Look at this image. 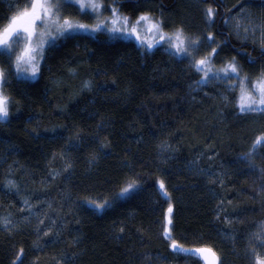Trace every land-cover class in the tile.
<instances>
[{"label": "trees", "instance_id": "obj_1", "mask_svg": "<svg viewBox=\"0 0 264 264\" xmlns=\"http://www.w3.org/2000/svg\"><path fill=\"white\" fill-rule=\"evenodd\" d=\"M27 3L0 0V24L13 5ZM239 3L141 0L140 11L203 37V9L211 6L218 10L217 23L207 31L222 40L220 32H231L223 21ZM118 6L131 15L136 5ZM249 7L255 20H264L257 3ZM230 39L259 57L258 43ZM221 55L237 54L226 49ZM46 57L38 81L17 82L10 75L6 86L18 104L10 108L9 121L0 123V264H13L20 249L23 264H202L175 254L162 236L167 204L160 180L175 206L180 243L214 246L224 264H252L246 237L264 220V178L237 158L264 129V117L237 116L232 106L221 105L219 85L194 90L199 77L187 60L180 62L163 48L147 51L134 39L83 35L61 41ZM238 59L245 71H254ZM0 65L11 71L3 56ZM88 81L91 88L84 86ZM51 128L56 133L45 131ZM76 133L80 148L71 150L67 138ZM101 142L109 147L101 151ZM164 142L175 151L162 153ZM94 154L98 159L90 163ZM66 161L71 168L64 171ZM256 161L264 164L259 156ZM53 172L59 175L53 178ZM10 179L18 190L5 186ZM126 179L142 183L134 199L100 212L82 205L84 198L110 197ZM221 202L233 213L227 217L231 224L225 212L217 219Z\"/></svg>", "mask_w": 264, "mask_h": 264}, {"label": "snow or ice", "instance_id": "obj_2", "mask_svg": "<svg viewBox=\"0 0 264 264\" xmlns=\"http://www.w3.org/2000/svg\"><path fill=\"white\" fill-rule=\"evenodd\" d=\"M126 3L136 5L131 15L124 14L121 8L116 6H125ZM253 3H257L259 8L264 10V0H241V3L234 6V13L232 9L229 10L228 18L223 23L231 32H220L221 36L226 37L222 40L207 31L217 23L218 10L211 6L203 9L206 29L201 37L189 34L183 24L169 26L162 17H156L151 12H141V0H112L110 4H105L103 0H28L24 6L13 5L14 10L3 17L5 22L0 24V56L5 57L6 63L11 66V71H8L0 65V123L9 121L10 108L18 104V101L6 92L10 75H15L17 82L38 81L42 76V65L46 62L48 51L58 46L61 41L96 34H106L109 39H134L139 47L147 51L163 48L169 56L178 61H188V68L199 77L194 82V90L200 91L212 85H219L222 90L216 95L222 106H232L239 117H264V20L256 23L253 19V12L249 7ZM68 4L77 7V11L82 15L93 18L95 23H81L64 15L63 9ZM105 11H110L111 16H104ZM168 27L170 30L166 31ZM141 29L144 35H141ZM232 35H235L238 41L242 40L245 43L250 41L253 45L258 43L259 57L247 52L243 44L239 48L235 47L230 39ZM226 49L236 52L237 55L222 56ZM238 57L244 58L254 71H245L244 64ZM217 60L221 61L219 66L216 64ZM84 86L91 88L92 82H85ZM213 90L215 91V88ZM207 95L208 93H205V96ZM98 127L103 128V123ZM45 131L56 133L57 128ZM67 139L71 150H79L81 142L79 133L74 134V139L72 137ZM95 139L99 141L98 136ZM108 147L109 144L100 143L101 151ZM159 147L162 153L175 151L167 142ZM262 149L264 129L254 136L249 150L241 153L237 159L250 171L258 172L264 178V164H258L256 161L258 156L264 160ZM66 155L61 154L62 158ZM97 159V155H92L90 163H95ZM70 168L71 164L66 161L64 171ZM50 175L54 178L59 173L53 172ZM157 183L167 204L162 222V236L169 242V248L178 255L194 256L201 260L202 264H224L222 255L214 246L188 248L176 239L175 206L171 194L163 180ZM5 186L18 190V185L11 179ZM141 191L142 183L139 180L126 179L110 197H102L100 200L84 198L81 203L93 211L100 212L113 207L119 201L134 199ZM260 191L264 193V187ZM24 203L29 204L27 200ZM220 212H225L224 219L231 224L227 217L233 213L225 211L223 202L217 206V219H220ZM3 224L4 227H9L10 221L5 219ZM254 228L255 231L246 237L248 252L251 254L252 264H264V251H258L264 249V220L256 222ZM183 239L188 237L185 236ZM198 239L202 240L203 237ZM23 255L24 250L20 249L13 264H23Z\"/></svg>", "mask_w": 264, "mask_h": 264}, {"label": "rangeland", "instance_id": "obj_3", "mask_svg": "<svg viewBox=\"0 0 264 264\" xmlns=\"http://www.w3.org/2000/svg\"><path fill=\"white\" fill-rule=\"evenodd\" d=\"M105 4H110L112 0H103ZM119 7L118 5H116ZM122 11V9H121ZM64 15L71 17L74 20H77L81 23H86V24H93L95 23V20L89 16L82 15L80 12L77 11V7H73L71 4L65 5V8L63 9ZM124 13V12H123ZM104 16H111L110 11H105ZM253 19L255 20L256 18L254 17L253 13ZM256 23H259V21L255 20ZM141 35H144L143 29H141ZM150 38V37H149ZM218 66V65H217Z\"/></svg>", "mask_w": 264, "mask_h": 264}]
</instances>
